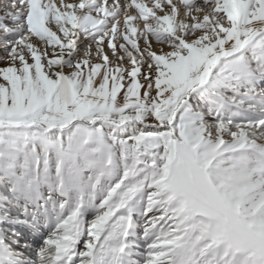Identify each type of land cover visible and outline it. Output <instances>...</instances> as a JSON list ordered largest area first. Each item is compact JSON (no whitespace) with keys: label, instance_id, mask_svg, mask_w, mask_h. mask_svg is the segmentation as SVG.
<instances>
[{"label":"snow or ice","instance_id":"6c2138e0","mask_svg":"<svg viewBox=\"0 0 264 264\" xmlns=\"http://www.w3.org/2000/svg\"><path fill=\"white\" fill-rule=\"evenodd\" d=\"M0 13V264H264V0Z\"/></svg>","mask_w":264,"mask_h":264},{"label":"rangeland","instance_id":"374dc122","mask_svg":"<svg viewBox=\"0 0 264 264\" xmlns=\"http://www.w3.org/2000/svg\"><path fill=\"white\" fill-rule=\"evenodd\" d=\"M3 3H5V1L4 0H0V7H3ZM0 14H2V13H0Z\"/></svg>","mask_w":264,"mask_h":264},{"label":"bare ground","instance_id":"6f19581e","mask_svg":"<svg viewBox=\"0 0 264 264\" xmlns=\"http://www.w3.org/2000/svg\"><path fill=\"white\" fill-rule=\"evenodd\" d=\"M5 1V0H4ZM9 2H10V0H9ZM4 4V3H3Z\"/></svg>","mask_w":264,"mask_h":264}]
</instances>
